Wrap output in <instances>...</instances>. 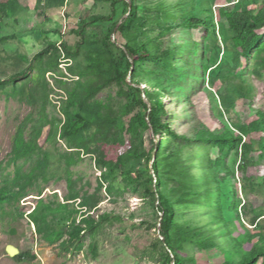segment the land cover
<instances>
[{
	"label": "rangeland",
	"instance_id": "rangeland-1",
	"mask_svg": "<svg viewBox=\"0 0 264 264\" xmlns=\"http://www.w3.org/2000/svg\"><path fill=\"white\" fill-rule=\"evenodd\" d=\"M134 1L138 15L142 18L143 31L149 38L141 39L140 43L145 44L153 54H163L170 49L175 52L170 60L163 57L158 63L147 61L143 69L135 72H143L141 77L148 82L159 79L166 84H174L170 93L173 94L165 100L168 116L161 123L170 122L171 129L178 134H193L198 124L206 125L215 132L225 130L221 122L228 126L226 117L223 116V121L221 120L220 108L200 89L204 87L205 90H210L211 76L217 84L222 83L223 75L212 71L216 70L215 67L204 71V65L215 60L216 45H221L224 51L220 30L221 24L226 26L227 23L220 20L218 10L228 6L229 1ZM263 5L264 0H245L241 4L245 9L254 12ZM25 6L27 10L22 9ZM18 9L20 12L0 23V79H8L23 71L28 62L22 57L30 61L49 44H66L71 56L67 57L66 52L59 49L58 53L51 52L42 62L35 63L37 70L30 76L34 78V82H22L26 83L25 87L29 90L27 93L33 97L32 104L26 93L21 95L17 92L18 85L0 88V186L3 181L19 183V188L13 190L15 201L0 210V264H162L165 254L156 241L159 239L157 230L160 222L157 196L150 195L144 184L135 182L131 175L133 172L139 179L144 180L148 170L143 160L137 158L130 161V173L117 170L103 180V171L98 169L96 160L102 157L107 161L113 160L118 155V150L108 145L96 144L91 147L88 155L83 151L74 153L68 149L66 141L61 137L64 122L61 110L64 103L75 83L80 80L79 76L85 73L88 52L99 45L108 34L109 28L122 21L126 15L123 1L65 0L61 8L50 11L48 8L38 7L37 0H25L24 4L18 5ZM94 16H101L103 20L89 28L86 45L77 50L78 39L70 36L68 32L76 28L81 20ZM191 18L211 23V29H197L193 32L195 41L199 43L197 51H192L188 45L186 33L177 35L178 43H174L175 45L166 42V29L169 25L187 23ZM133 34L128 33V41L133 40ZM116 38L119 46L125 44V38L123 40L118 34L115 35ZM263 43L264 33L258 45ZM253 53L254 51L250 53L249 60L236 68L239 74H246L254 92L251 107H238L242 119L249 116L251 108L264 112V73H261L259 80L251 76L254 70L251 61ZM113 54L120 56L116 50H113ZM131 69L133 71L134 67ZM233 69L229 60V64L221 71L227 76ZM203 76L205 81L202 84ZM135 79L139 81L140 77ZM127 83L135 85L131 74ZM98 84L99 79L94 78L88 86ZM144 87L145 83L141 85V88ZM95 99L105 106H111L117 116L131 118L135 113L144 112L141 106L132 102L130 92L124 84L111 85L100 90ZM216 100L218 103L219 100ZM145 101L150 106L146 97ZM228 129L234 132L229 126ZM19 136L21 142L31 149L27 158L15 159L13 151ZM155 142L163 146L161 155L169 147L174 151L187 147L169 133L157 135ZM193 146L198 151L194 175L198 180L211 184L205 177L207 171L204 168L207 165L205 156L208 148L201 143ZM187 148L191 152L192 147ZM226 152L219 154L215 151L211 154L212 161H221L223 165V168L214 169L213 174L217 175L219 181L223 175L232 180L230 184L220 183L224 199L222 204L239 211L240 207L235 208L229 204L237 198L242 203L245 201L241 190V177L237 173L239 157L234 151ZM189 158L188 154L179 155L173 164H188ZM159 163L163 165L162 171L166 172L165 162ZM30 174L32 178L35 177L31 182L33 185L22 179ZM23 185L26 188L22 191ZM172 185L171 181H167L168 188ZM230 187L235 196L229 193ZM207 195L211 196L210 207L219 208L216 191H209ZM95 204L99 210L90 214L97 215V225L81 233L69 251H62L60 242L67 236L58 240L55 231L61 230L73 220L79 222L84 213ZM258 204L262 205L263 201L258 200ZM178 212V222L191 229L198 227L201 231L194 241L186 242L178 249L177 253L184 258L185 264H223L228 261L229 253H233L231 248L224 252L219 247L213 250L202 247L201 242L207 237L205 224L208 221L196 222L195 211L191 209L180 208ZM197 212L200 216H205L212 211L202 208ZM30 216L37 217L40 235L31 223ZM207 224L215 234L219 232L224 235L218 239L228 240L231 244L232 238L224 234L223 226L209 222ZM11 229L15 230V236H10ZM236 236L237 234L232 235ZM7 246H12L17 251L14 257L7 254ZM26 252L32 253L36 260H22L19 255Z\"/></svg>",
	"mask_w": 264,
	"mask_h": 264
},
{
	"label": "trees",
	"instance_id": "trees-1",
	"mask_svg": "<svg viewBox=\"0 0 264 264\" xmlns=\"http://www.w3.org/2000/svg\"><path fill=\"white\" fill-rule=\"evenodd\" d=\"M37 1L38 7L48 8L50 11L61 8L65 3V0H47L44 5H41L40 0ZM110 1L116 2L117 0ZM122 1L127 14L129 4L125 0ZM129 1L132 5L130 15L123 21L116 33L123 40L126 39L125 44L121 45L125 51L117 45V38L115 39L117 44L111 40L117 25L115 23L109 28L108 34L99 45L88 52V66L85 73L79 76L80 80L75 83V87L67 97L61 110L64 117L61 137L66 141L68 149L74 151V153L75 151L77 153L83 151L88 155L91 152V147L96 144H100V146L108 145L118 150V155L113 160L107 161L104 157L96 160L98 169L101 172L103 171L101 174L103 180H106L108 174H112L117 170L130 173L128 170L129 162L137 158L143 160L144 166L148 170L144 180L139 179L138 175L133 172H131V175L135 182L144 184L150 195L157 196V210L159 214H163L160 223L163 241L156 240L165 254L162 264H185L184 258L177 253L179 247L186 242L194 241L201 234L198 227L191 229L176 220L180 208L194 210L197 218L196 222L208 221L224 227V234L232 238L231 244L228 240L218 239L219 236L223 237L224 235L219 232L215 234L213 229L208 227V222L205 224L207 237L201 242L203 243L202 247L206 250L219 247L226 252V249L231 248L233 253H229L228 261L223 262V264H264V112L251 108L247 118L242 119L240 117L238 107L240 105L250 106L254 92L248 83L249 78L246 74H239L236 69L249 60L250 53L254 51L251 60L254 70L251 76L259 80L261 73H264V43L258 45L262 33H264V5L254 12L241 6L245 0H241L237 5H229L230 0H228V6L218 10L220 20L227 23L226 26L221 24L220 30L224 51H222L221 45H216L215 60L204 65V71L215 67L216 70L212 71L220 72L223 77L222 83L217 84L211 76L209 79L211 83L210 90H205L204 87L200 90L206 93L208 99L220 108L221 120L225 116L228 126L234 132L229 131L228 126L221 122L225 130L220 132L211 131L206 125L198 124L193 134L191 132L178 134L171 129L170 122L161 123L168 116L165 100L173 94L170 93L174 84H166L159 79L148 82L144 78L142 79L143 74L141 73L143 72L135 74L137 69L144 68L147 61L158 63L163 57L170 60L175 52L170 49L163 54H153L145 44L140 43L141 39L149 38L141 26L142 18L138 15L135 1ZM24 2L25 0H0V23L20 12L18 5L24 4ZM22 9L27 10L26 6ZM102 20L101 16L87 17L81 20L76 28L68 32L70 36L78 39V43H76L77 50H81L86 45L89 28ZM197 29H211V23L198 18H191L187 23L175 26L171 24L166 29L168 32L166 36L168 41L166 42L175 45L174 43H178L177 35L186 33L188 35V45L192 48V51H197L199 43L195 41L193 33ZM182 30H185V32H182ZM128 33H134L133 40L128 41L129 39L126 38ZM212 35L217 41L214 32H212ZM59 49L64 50L67 57L71 56L66 44L59 46L49 44L30 61H27L26 57H22L25 62H28V66L8 79H0V88L6 86L16 87L18 85L19 90L17 92L21 95L26 93L30 104H32L33 97L27 93L29 90L27 91L25 87L26 83L22 82L26 80L34 82V78L30 76L34 70H37L35 63L42 62L51 52L53 54L58 53ZM113 50H116L120 56L116 57ZM220 56L222 57L219 58ZM229 60L232 69L234 66L235 68L229 75L225 76L226 74H223L224 71L221 70L229 64ZM225 61L228 62L225 63ZM132 67H134L133 71ZM130 74L136 86L127 83ZM139 77L140 80L137 81L135 78L138 79ZM94 78L99 79V84L89 87L88 83ZM204 81L205 77L203 76L201 78L202 84ZM143 83H145V87L141 88ZM121 84L127 86L132 102L141 106L144 110L143 113H135L131 118L117 116L111 106H105L96 101L95 97L100 90L111 85L121 86ZM145 97L148 99L150 106L146 103ZM216 98L219 100L218 103ZM161 133H169L177 141L184 142L187 147L190 148L191 146V152L187 147H183L180 151H174L173 148L169 147L167 152L161 155L163 146L155 142V138ZM20 139V136L16 139L17 145L13 151L15 159L27 158L31 151L29 146L21 142ZM195 143L204 144L208 148L205 156L207 165L204 168L207 171L205 177L208 181H211V184H206L207 181L198 180L194 175L195 164L198 161V151L193 146ZM215 151L219 154L225 151H227L226 153L234 151L239 157L237 173L241 177V190L245 201L242 203L241 199L237 198L229 203L232 207H240L239 211L229 209L227 205L222 204L224 199L221 195L220 183L223 185L230 184L232 180L223 175L219 181L217 175L213 174L214 169L223 168L221 161L214 162L210 158ZM184 154L189 155V163L182 164V162H179V165H174V159ZM159 161L165 162L166 172L162 171L163 165ZM151 164L152 170L150 168ZM173 167H176V169ZM22 179L31 183L35 177L32 178V174H30ZM232 179H234V176ZM167 181L173 183L170 188L167 186ZM1 183L0 210L4 206H10L13 200L15 201L13 190L19 188L17 182L3 181ZM25 188L26 186L23 185L22 191ZM212 190L216 191L218 195L216 201L220 205V209L210 207L211 196L207 193ZM228 191L235 196L231 187ZM258 200H262L263 204L259 205ZM202 208L209 209L212 212L200 216L197 211ZM98 210L99 208L95 204L90 207L87 213H84L79 222L73 220L68 225L63 226L61 230L55 231L58 240L67 236L65 240L60 242L62 251H69L71 247H74V241L80 238L81 233L97 225V215L94 216L90 213H96ZM30 219L40 235L41 230L38 226L37 217L30 216ZM233 234H237V236L232 237ZM55 239L54 236L53 240ZM92 249L95 252V248L92 247ZM19 257L22 260H36L30 252L22 253Z\"/></svg>",
	"mask_w": 264,
	"mask_h": 264
},
{
	"label": "water",
	"instance_id": "water-1",
	"mask_svg": "<svg viewBox=\"0 0 264 264\" xmlns=\"http://www.w3.org/2000/svg\"><path fill=\"white\" fill-rule=\"evenodd\" d=\"M128 4H129V10H128V12H127V14L124 16V18H123V20L122 21H120V22H118L117 23V25H116V28H115V30H114V33H113V35H112V37H111V40H112V42L113 43H116V41H115V35H116V33H117V31H118V29H119V27L121 26V24L123 23V21L124 20H126L128 17H129V15H130V12H131V9H132V5H131V2L129 1L128 2ZM117 44V43H116ZM118 46H119V44H117ZM120 48H122L124 51H125V49L122 47V46H119ZM132 86H136V85H133L132 84ZM138 87V86H137ZM152 164H153V162H152ZM152 164H151V170H152ZM162 219H163V214H160V222H159V224H158V236H159V239L161 240V241H163V238H162V236H161V221H162ZM10 236H15V234H16V232H15V230L14 229H11L10 230ZM6 252H7V254L9 255V256H11V257H14L16 254H17V251L12 247V246H7L6 247ZM173 257V256H172Z\"/></svg>",
	"mask_w": 264,
	"mask_h": 264
},
{
	"label": "built area",
	"instance_id": "built-area-1",
	"mask_svg": "<svg viewBox=\"0 0 264 264\" xmlns=\"http://www.w3.org/2000/svg\"><path fill=\"white\" fill-rule=\"evenodd\" d=\"M240 1L241 0H230V4L229 5H237V4L240 3ZM40 2H41V5H44L47 2V0H40Z\"/></svg>",
	"mask_w": 264,
	"mask_h": 264
}]
</instances>
